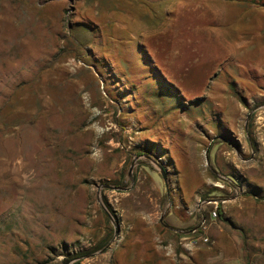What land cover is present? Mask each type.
<instances>
[{
  "label": "rangeland",
  "instance_id": "rangeland-1",
  "mask_svg": "<svg viewBox=\"0 0 264 264\" xmlns=\"http://www.w3.org/2000/svg\"><path fill=\"white\" fill-rule=\"evenodd\" d=\"M0 264H264V0H0Z\"/></svg>",
  "mask_w": 264,
  "mask_h": 264
},
{
  "label": "water",
  "instance_id": "water-1",
  "mask_svg": "<svg viewBox=\"0 0 264 264\" xmlns=\"http://www.w3.org/2000/svg\"><path fill=\"white\" fill-rule=\"evenodd\" d=\"M154 161L159 165V168H160V172L162 173V176L165 180V183H166V187H167V190H168V194L170 193V187H169V180H168V174H167V169L161 165L159 163L158 160L154 159ZM133 164H132V167L130 169V175H132V172H133ZM100 188H112V189H118V190H128L129 187H122V186H115V185H111V184H103ZM102 202V205L103 207L105 208V210L107 211V213L109 214V216L111 217V219L113 221H115V217L114 215L112 214V212L109 210V208L107 207V205L103 202ZM162 219H163V216H162ZM110 244H108L105 248L102 249V251H105L108 247H109Z\"/></svg>",
  "mask_w": 264,
  "mask_h": 264
},
{
  "label": "trees",
  "instance_id": "trees-1",
  "mask_svg": "<svg viewBox=\"0 0 264 264\" xmlns=\"http://www.w3.org/2000/svg\"><path fill=\"white\" fill-rule=\"evenodd\" d=\"M168 84H171L173 87H175L172 83H170V82H168ZM210 151V150H209ZM142 153H138V155H141ZM112 183V182H111ZM111 211H112V209H111ZM218 212L222 215V213H223V211H222V206H219V208H218ZM90 251H93V249L92 250H90ZM90 251H85V252H83L82 250L81 251H79L78 253H76V254H74V255H72V259H74V258H76V257H80V256H84L85 254H88Z\"/></svg>",
  "mask_w": 264,
  "mask_h": 264
},
{
  "label": "built area",
  "instance_id": "built-area-1",
  "mask_svg": "<svg viewBox=\"0 0 264 264\" xmlns=\"http://www.w3.org/2000/svg\"><path fill=\"white\" fill-rule=\"evenodd\" d=\"M213 213H214V215H217V212L216 211H214Z\"/></svg>",
  "mask_w": 264,
  "mask_h": 264
},
{
  "label": "crops",
  "instance_id": "crops-1",
  "mask_svg": "<svg viewBox=\"0 0 264 264\" xmlns=\"http://www.w3.org/2000/svg\"><path fill=\"white\" fill-rule=\"evenodd\" d=\"M177 208H180L179 206H177ZM162 219V218H161Z\"/></svg>",
  "mask_w": 264,
  "mask_h": 264
}]
</instances>
